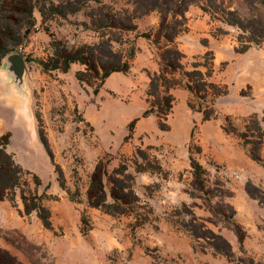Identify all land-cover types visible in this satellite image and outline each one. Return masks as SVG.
Here are the masks:
<instances>
[{
	"label": "rangeland",
	"instance_id": "1",
	"mask_svg": "<svg viewBox=\"0 0 264 264\" xmlns=\"http://www.w3.org/2000/svg\"><path fill=\"white\" fill-rule=\"evenodd\" d=\"M34 1L33 20L12 22L14 32L30 31L11 47L25 62L21 93L3 70L8 56L0 67V137H9L6 151L23 169L14 200L0 201V264H264V43L241 53V31L205 0H179L173 42L159 32L157 0H97L64 17L40 13L55 0ZM214 1L243 16L262 12L253 0ZM103 39L124 53L127 73L88 85L76 78L80 64L66 73L40 65L53 42ZM209 52L212 67L197 69L217 88L198 97L186 74ZM175 60L176 70L167 67ZM162 71L161 96L172 98L167 117L148 95ZM99 164L108 204L121 166L134 179L124 214L90 206ZM149 164L161 170L137 172ZM22 195L48 211L49 225L39 210L26 211Z\"/></svg>",
	"mask_w": 264,
	"mask_h": 264
},
{
	"label": "trees",
	"instance_id": "2",
	"mask_svg": "<svg viewBox=\"0 0 264 264\" xmlns=\"http://www.w3.org/2000/svg\"><path fill=\"white\" fill-rule=\"evenodd\" d=\"M55 1L56 3L52 2L50 4L51 6L49 9H47L45 5L39 8L42 16L55 15L64 17L66 14L80 12L89 2H97V0ZM208 1L210 2V6L214 8L215 13L223 17L224 23L236 27L241 31L239 37V43L242 46V48L239 49L241 53L246 52L253 45L260 46L264 43V0H253L259 3L262 7V12L250 16H243L237 10L224 8L220 6L217 1L205 0L206 3H208ZM157 2L158 10L161 14L159 32L164 35L168 42H173L176 33L168 34V30L172 29L170 28V16L174 17L175 15L182 14V9L179 8L180 2L179 0H157ZM37 8L38 5L34 0H0V67L4 59L14 52L11 47L21 44L24 38H27L30 34L29 29H27L24 35L14 32L12 30V22L15 21L17 17H21L24 20H33L34 11ZM22 26L21 28H24L26 25ZM118 26L120 27L121 25ZM114 42L115 41L110 39H103L96 45H82L80 47H67L60 42H53V55L48 61L41 62L40 65L45 73H52L54 71L66 73L71 69L73 64H80L84 67V70H80L76 73V78L79 82L92 85L94 81L100 80L103 84L112 74L127 73L130 69L129 61L125 59L124 53L114 49ZM173 52L176 56L183 57L182 53L177 49ZM211 55L212 53L209 52L204 57V59L207 60L205 63L194 65L196 70L186 74L189 77V82L186 86L196 96H198L201 91L207 94L210 90L213 91L217 88L214 83L208 80L211 78V73L208 74L206 78V75L197 69L200 66H204L205 68L209 66L211 68L213 65V57L211 59L209 58ZM178 64L176 60L175 62L171 61L170 65L167 67L176 70ZM210 71L211 69L209 72ZM162 76L163 71L161 75H154L151 78L148 95L153 98L154 104L159 110L158 114L167 117L172 109V98L161 96L160 84L164 80ZM221 94H223L222 91L216 92L218 96ZM205 119L208 120L209 117L206 115ZM8 144V136L0 137V201L14 200L13 196L15 190L20 187L23 177V169L14 161L12 155L6 151ZM144 159L146 160V156ZM148 166L151 165H138L137 172H157L161 170L159 166ZM191 166L194 170L193 172L196 180L200 181L203 172L201 165L198 164L196 160L192 159ZM126 171V167L121 166L118 169V173L122 181L119 179L110 180L112 184L114 183L110 191L113 203L108 204V196L104 183L106 174L103 173L102 165H98L91 176L89 188L87 190L88 201L92 208L101 209L110 214H124L126 212L124 208L126 205L130 204V195L133 194L132 186L134 181L132 176L127 175ZM57 172L59 173L60 187L69 193L62 169L57 167ZM33 183L36 184L35 191L37 193V186L39 185L38 180L35 178ZM201 183L203 186V182ZM22 199L25 202L27 212L39 210L43 224L45 226L47 224L49 225V213L45 208L38 205L31 207L27 203V199L24 195H22Z\"/></svg>",
	"mask_w": 264,
	"mask_h": 264
},
{
	"label": "water",
	"instance_id": "3",
	"mask_svg": "<svg viewBox=\"0 0 264 264\" xmlns=\"http://www.w3.org/2000/svg\"><path fill=\"white\" fill-rule=\"evenodd\" d=\"M3 70L12 80L19 93H21L23 91L24 75L26 71L23 58L18 53L9 55L5 60Z\"/></svg>",
	"mask_w": 264,
	"mask_h": 264
},
{
	"label": "crops",
	"instance_id": "4",
	"mask_svg": "<svg viewBox=\"0 0 264 264\" xmlns=\"http://www.w3.org/2000/svg\"><path fill=\"white\" fill-rule=\"evenodd\" d=\"M8 79L11 81V79L8 77Z\"/></svg>",
	"mask_w": 264,
	"mask_h": 264
}]
</instances>
